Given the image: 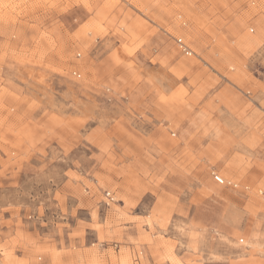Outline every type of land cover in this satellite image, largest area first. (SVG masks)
<instances>
[{"label": "rangeland", "instance_id": "374dc122", "mask_svg": "<svg viewBox=\"0 0 264 264\" xmlns=\"http://www.w3.org/2000/svg\"><path fill=\"white\" fill-rule=\"evenodd\" d=\"M232 1L0 0V263L264 264L261 122L211 95L264 78V0Z\"/></svg>", "mask_w": 264, "mask_h": 264}, {"label": "crops", "instance_id": "0c3cea01", "mask_svg": "<svg viewBox=\"0 0 264 264\" xmlns=\"http://www.w3.org/2000/svg\"><path fill=\"white\" fill-rule=\"evenodd\" d=\"M234 1L236 4L238 1H242V0H233L232 2H230L231 3L230 5L233 6L234 4H232V3H234ZM243 4H245V1ZM238 29H240L238 31V33L235 34V33L230 31L229 34H231V35H229V36L226 35V36L229 37V41L231 43L233 42L234 39H237L236 43L239 44V50L235 51V52L237 53V55L239 57H241L243 55V53H245V51L248 50L249 46H251L252 44L258 43L259 40L257 37L247 39V40L246 39L245 40L244 39H238V36L241 37L243 35V31H244L242 29V27H239ZM160 31H161L160 32L161 35L158 36V39L159 40L161 39L162 42L164 43V41H163L164 37H166V38H170V37H168V34L164 30L161 29ZM253 31H254L253 29H249L250 33H253ZM231 37H233V38L231 39ZM170 39H173V42L175 43V40L179 39V38H170ZM155 43L153 44L151 42L149 45H147L143 48V51L145 53H148L151 57L156 55V54L162 55V53H164V51H163L164 48H162V46H160V45H155ZM229 47L232 48L233 50H236L237 46L233 47V45L229 44ZM192 55H194L193 52H192ZM241 58H243V57H241ZM131 60L135 61V63H139V62H141V60L144 61L145 63L147 62L140 51H138L135 55V58H133ZM229 65L230 64H228L226 67L223 68L224 75L217 74L216 77H217L218 81L215 84L214 88H216L218 85H220V83H223L226 86H219V88H217L215 91L211 92V95L212 96L222 95L225 97V95L230 94L229 100H231L233 104L230 101L229 102L232 105L233 110H236V111L233 112V114L231 113L229 116L226 115V117L231 118V119H233V118L234 119L235 118H240V119H244V118L252 119L253 118V119H256V123L261 122V124H260L261 127L259 129L257 128V133L264 132V107L263 106L261 107L258 104V103H264V93H263L264 78L260 79V78L252 77V79H250V78L247 79L246 82H241V81L237 82L236 80H234L232 78H238L237 75H240L238 72L239 71L241 72L243 67L241 65L230 67ZM150 69H152L153 71H158V72L162 71V69L158 66H154L153 68H150ZM199 71H200V69L197 72H199ZM160 74H161V72H160ZM213 74L216 75L215 72H213ZM248 77L249 76H247L246 78H248ZM161 79H162V77H161ZM164 79H166V78H164ZM244 83L247 86H250L251 88L255 87L256 89H260V90L257 91L255 96L254 95L250 96L251 94L246 95L244 93V91L241 90V88H240ZM247 93H250V92H247ZM252 100H253V102H255V104H257V106H256L257 108H256L255 112L252 111V109L249 110V108H248L249 104H251V105L253 104ZM263 148H264V146H263ZM260 157H261V155H260Z\"/></svg>", "mask_w": 264, "mask_h": 264}, {"label": "built area", "instance_id": "2783aa9c", "mask_svg": "<svg viewBox=\"0 0 264 264\" xmlns=\"http://www.w3.org/2000/svg\"><path fill=\"white\" fill-rule=\"evenodd\" d=\"M175 43L178 47V49L180 50V52L185 55V56H191L192 52L190 51V49L187 47V45L183 42L182 39H176ZM214 181L221 186H225V187H231V188H236L237 185L232 183L231 181H227L223 178H221L220 176L213 174L212 175ZM106 197L108 198L109 201H111L112 199L110 198V194H106Z\"/></svg>", "mask_w": 264, "mask_h": 264}, {"label": "bare ground", "instance_id": "6f19581e", "mask_svg": "<svg viewBox=\"0 0 264 264\" xmlns=\"http://www.w3.org/2000/svg\"><path fill=\"white\" fill-rule=\"evenodd\" d=\"M0 264H2V263H0Z\"/></svg>", "mask_w": 264, "mask_h": 264}]
</instances>
